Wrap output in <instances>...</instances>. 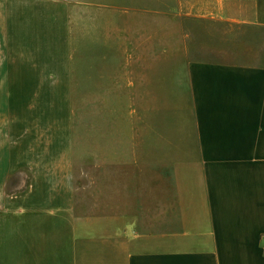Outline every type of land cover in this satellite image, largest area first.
<instances>
[{
    "label": "crops",
    "instance_id": "0c3cea01",
    "mask_svg": "<svg viewBox=\"0 0 264 264\" xmlns=\"http://www.w3.org/2000/svg\"><path fill=\"white\" fill-rule=\"evenodd\" d=\"M63 2L0 0V191L28 173L22 191L0 197V229L7 219L17 231L0 264H264V0L162 6L188 141L173 142L179 155L136 160L132 128L118 133L108 115L101 64L71 63ZM73 84L96 86L105 102L87 131L70 124ZM78 165L98 175L94 203L107 214L75 212Z\"/></svg>",
    "mask_w": 264,
    "mask_h": 264
},
{
    "label": "rangeland",
    "instance_id": "374dc122",
    "mask_svg": "<svg viewBox=\"0 0 264 264\" xmlns=\"http://www.w3.org/2000/svg\"><path fill=\"white\" fill-rule=\"evenodd\" d=\"M63 1L64 5L68 1L70 15L71 63L75 66L77 62H83L89 68L94 62L101 64L102 83L107 88L111 86V93L105 94L110 97L107 102L108 115L109 112L112 117L114 115L113 128H117L118 133L124 134L127 128H132L133 159L148 157L157 151L179 155L176 152L178 148H172V145L175 140H180L179 135L183 141H188L187 89L183 70L180 69L176 76L171 55H166V50L172 48V44L167 43V32L159 29L157 24V15L166 13V9L160 10L167 0ZM148 15L156 17L150 19ZM94 28L98 31L95 30V34ZM194 54L189 53L188 56L194 57ZM179 61V64L183 63V60ZM70 87L74 98L69 102L70 124L75 126L81 123L87 131V126L98 119L96 114L92 118L95 106L106 110L105 102L94 100L101 95H97L96 86L73 84ZM101 92L104 95L102 88ZM88 147V142L82 143L84 155L77 158L79 164L89 159ZM181 150V154L187 152V149ZM95 175L89 165H78L74 170L77 214H107L98 212L102 206L94 203L93 195L101 191L98 187L99 177L96 175V180ZM27 179V171L11 175L4 182L0 197L6 199L22 191L28 183ZM16 237L17 231H14L11 220L8 223L6 219L4 228L0 229V243H4L0 248L12 254L11 242Z\"/></svg>",
    "mask_w": 264,
    "mask_h": 264
}]
</instances>
